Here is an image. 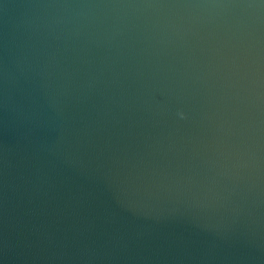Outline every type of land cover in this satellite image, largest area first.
Wrapping results in <instances>:
<instances>
[{
  "label": "water",
  "instance_id": "obj_1",
  "mask_svg": "<svg viewBox=\"0 0 264 264\" xmlns=\"http://www.w3.org/2000/svg\"><path fill=\"white\" fill-rule=\"evenodd\" d=\"M0 264H264V0H0Z\"/></svg>",
  "mask_w": 264,
  "mask_h": 264
}]
</instances>
